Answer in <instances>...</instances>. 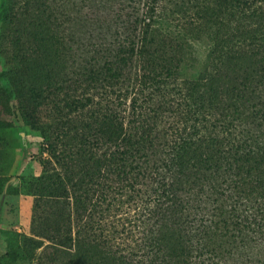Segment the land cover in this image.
Returning <instances> with one entry per match:
<instances>
[{"label": "trees", "instance_id": "trees-1", "mask_svg": "<svg viewBox=\"0 0 264 264\" xmlns=\"http://www.w3.org/2000/svg\"><path fill=\"white\" fill-rule=\"evenodd\" d=\"M23 1L31 9L39 0ZM248 1L236 0L257 13L259 7ZM11 3L2 0L0 5L2 55L27 65L29 75L38 68L44 71L51 56L41 38L25 46L20 32L12 39L9 35L8 45L19 44L15 55L2 45L11 31ZM154 33L152 24L144 23L137 37L103 51V63L77 67L68 85L62 81L56 86L47 71L42 79L46 87L32 84L20 101L25 122L40 131L41 151L47 155L40 175L21 177L22 189L35 198L34 237L27 239L25 250L7 255L32 256L41 247L35 264L252 262V256L240 253H215L209 242L222 230L225 240L236 243L241 237L243 249L251 244L246 234L254 231V237L264 238V203L248 198L252 191L263 192L264 121L258 120L250 136H235L226 123L235 112H230L235 97L264 110V79L196 77L175 83L178 89L171 92L180 63L159 60V50H152ZM260 42L264 53V37ZM228 64L215 68L244 66ZM43 90L67 95L60 97L63 108L57 102L51 108L56 115L48 123L38 108L49 98L42 100ZM9 101L0 91V115L10 114ZM125 204L132 214L123 213Z\"/></svg>", "mask_w": 264, "mask_h": 264}, {"label": "rangeland", "instance_id": "rangeland-1", "mask_svg": "<svg viewBox=\"0 0 264 264\" xmlns=\"http://www.w3.org/2000/svg\"><path fill=\"white\" fill-rule=\"evenodd\" d=\"M251 1H248L250 7H259L257 13L251 12L248 6L239 7L236 0H39L31 9L23 0H12L8 8L11 31L5 35L2 45L15 55L19 44L8 45L9 35L12 39L11 36L20 32L25 46L34 45L41 38L43 49L50 51L51 63L44 71L38 68L29 75L27 65L15 58L7 60L0 50V91L9 97L11 111L0 115V264H35L41 251L40 247L32 256L17 259L7 255L9 250H25L30 244L27 239L34 237L31 228L35 198L22 189L21 177L40 175L47 155L41 151L43 136L26 124L20 108V101L27 98L32 84H40L44 89L46 82L42 84V81L48 71V76L57 81L53 84L57 86L65 81L68 85L79 68L103 63L105 59L101 55L108 47L123 46L131 36L137 37L144 23H151L155 31L152 50H159L158 57H163L159 60L180 63L177 77H172L171 92L178 89L175 83L195 81L196 77L203 81L262 80L264 53L260 39L264 37V3ZM39 17L43 19L35 21ZM141 19L145 22L140 23ZM223 62L244 66L219 72L215 66ZM54 95L43 90L42 100L49 98L45 100L47 103L41 102L38 106L46 123L56 115L51 110L56 102L62 108L65 105L60 98L67 96L64 91ZM235 98L236 107L230 111L235 112L226 120L227 131L235 136H250L253 128L260 125L258 120L264 121V110L250 99ZM214 133L218 135V128ZM52 138L50 134L47 143ZM260 176L264 177V173ZM262 185L263 192L252 191L248 198L264 203ZM128 205L123 206L124 214L134 211ZM125 227L128 231L130 224ZM255 233L246 234L251 244L243 249L241 237L236 243L225 240L227 234L222 230L211 238L210 248L221 255L228 252L240 253L249 259L252 256L248 264L264 263V238L254 237Z\"/></svg>", "mask_w": 264, "mask_h": 264}]
</instances>
